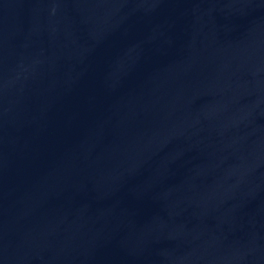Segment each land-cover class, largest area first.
I'll use <instances>...</instances> for the list:
<instances>
[{
	"label": "water",
	"instance_id": "95a60500",
	"mask_svg": "<svg viewBox=\"0 0 264 264\" xmlns=\"http://www.w3.org/2000/svg\"><path fill=\"white\" fill-rule=\"evenodd\" d=\"M0 264H264V0H0Z\"/></svg>",
	"mask_w": 264,
	"mask_h": 264
}]
</instances>
